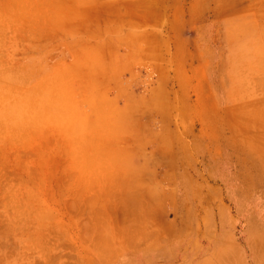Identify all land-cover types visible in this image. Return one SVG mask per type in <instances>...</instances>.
Instances as JSON below:
<instances>
[{
    "label": "rangeland",
    "instance_id": "374dc122",
    "mask_svg": "<svg viewBox=\"0 0 264 264\" xmlns=\"http://www.w3.org/2000/svg\"><path fill=\"white\" fill-rule=\"evenodd\" d=\"M93 3L0 0V264H82L81 232L155 193L169 165L190 184L181 193L261 189L264 0H223L216 41L158 75L69 44Z\"/></svg>",
    "mask_w": 264,
    "mask_h": 264
},
{
    "label": "crops",
    "instance_id": "0c3cea01",
    "mask_svg": "<svg viewBox=\"0 0 264 264\" xmlns=\"http://www.w3.org/2000/svg\"><path fill=\"white\" fill-rule=\"evenodd\" d=\"M89 1L93 6L83 8L89 23L81 21L69 44L101 45L100 58L117 68L150 66L156 75L176 72L167 59L199 57L196 48L216 41L210 33L225 19L223 0ZM67 48L72 61L81 58ZM149 87L166 89L160 82ZM168 143L172 156L177 147ZM176 166L157 175L155 193L122 198L120 219L108 217L105 227L81 232L87 236L77 244L85 252L82 264H264V180L246 199L193 195L180 192L190 184L178 178Z\"/></svg>",
    "mask_w": 264,
    "mask_h": 264
}]
</instances>
